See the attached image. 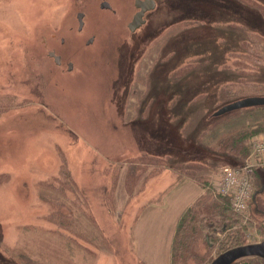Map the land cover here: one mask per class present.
Listing matches in <instances>:
<instances>
[{
	"label": "rangeland",
	"instance_id": "374dc122",
	"mask_svg": "<svg viewBox=\"0 0 264 264\" xmlns=\"http://www.w3.org/2000/svg\"><path fill=\"white\" fill-rule=\"evenodd\" d=\"M115 2L114 13L98 0H0V264H151L137 256L136 220L181 177L206 167L212 183L221 167L250 159L247 148L217 147L230 133L248 128L246 143L264 134L263 109L213 118L226 103L264 95V0H170L133 35L128 0ZM54 33L67 36L59 49L72 65L48 55ZM210 149L218 153L201 160ZM66 168L84 202L77 229L66 220ZM258 175L264 165L255 163L249 177L258 191L246 212L228 195L230 220L204 216L211 229L187 264H210L217 235L240 236L241 223V240L264 239ZM153 251L163 255L161 245Z\"/></svg>",
	"mask_w": 264,
	"mask_h": 264
},
{
	"label": "trees",
	"instance_id": "16d2710c",
	"mask_svg": "<svg viewBox=\"0 0 264 264\" xmlns=\"http://www.w3.org/2000/svg\"><path fill=\"white\" fill-rule=\"evenodd\" d=\"M248 109H250L251 111H255V110L258 111L260 109L264 110V105L247 107L245 109H240L238 111H244ZM225 114H222V115H225ZM222 115L213 116V118L215 120H218L220 117H223ZM247 130L248 128L236 129L234 132L228 135V139L225 141V143H218L217 147H219L220 149L228 150V151L230 150L231 153L233 154L235 153V151H239L241 149L247 148L246 151H248V153L246 156L248 157V155H250V151H252V139L254 136L251 137L249 143H246L248 137L250 136V132H247ZM243 144L245 145L243 146ZM216 150L217 149H214V150L210 149V152L208 154H203L200 157L201 160H203V158L204 160H206L209 156H211V152L216 155V152H217ZM248 159L243 160V162L247 161ZM204 166L206 165L204 164ZM203 169H205V172L202 171L200 175H196V174L186 175L187 177H191L195 179L196 181H198V183L204 188L205 191H204V194H202L201 197L192 206H190L188 209L184 211V213L181 215L178 221L177 228H176L175 235H174L173 242H172L171 264H187L190 258H195V255L197 256L199 255L198 251H196V242L201 237L205 238V235H206L205 231L207 228L211 229L210 224L204 223V216H210V214L219 215L220 218L226 217V220H230L229 218L231 217V215H229L228 212H230V207H231L230 200L231 199H229L228 198L229 196L227 195H221L218 192H214L216 190L213 185V182L211 183V176L209 175V171L206 170V167H204ZM68 170L69 169L66 168L65 177H67V181L69 184L72 185V188L67 190V195L71 194L70 203L72 205H70V211H68L66 220L70 228L77 229V226L80 225L78 221L80 207H82V203L84 202L81 201L80 188L76 180L72 176L70 170L69 171ZM255 175H256V172L254 173V176ZM257 179H258V182L264 186V177L262 178V176L258 175ZM51 188L53 189L54 186H52ZM257 191L258 189H256V192ZM259 193H261V191ZM42 196L44 195L42 194ZM48 198L51 199V197H48ZM68 200H69V197H68ZM198 206L199 207L203 206V207L199 208ZM75 210L77 211L75 212ZM245 224L246 223H243V224L241 223L239 229H234L236 230L237 233L239 232L240 236H241V233L243 232V229L247 227ZM226 227L228 226H225V228H222V229L217 227V229L218 231L220 230V232L222 233L226 230ZM260 227L262 229V234L264 235V225L261 224ZM89 228L91 229V227ZM218 231H216L215 234ZM217 236L219 237L220 235H217ZM240 236L238 234H235V232H233L232 234L229 235L228 238L225 237L226 240L222 239V237H219V238L217 237V239L220 240V243H222L221 246L219 247L220 249L219 252L226 250L230 247L245 244L246 242L241 240ZM207 244L210 245L209 242H207ZM203 256L204 255H201V257ZM208 261H212V259L210 258Z\"/></svg>",
	"mask_w": 264,
	"mask_h": 264
},
{
	"label": "crops",
	"instance_id": "0c3cea01",
	"mask_svg": "<svg viewBox=\"0 0 264 264\" xmlns=\"http://www.w3.org/2000/svg\"><path fill=\"white\" fill-rule=\"evenodd\" d=\"M204 191L195 179L181 177L150 215L142 221L136 220L134 233L137 256L151 264H171L172 242L178 221L184 211L192 206ZM88 228L89 226L83 227ZM160 245L163 250L161 257L159 251H153V248Z\"/></svg>",
	"mask_w": 264,
	"mask_h": 264
},
{
	"label": "built area",
	"instance_id": "2783aa9c",
	"mask_svg": "<svg viewBox=\"0 0 264 264\" xmlns=\"http://www.w3.org/2000/svg\"><path fill=\"white\" fill-rule=\"evenodd\" d=\"M251 158L243 163V166L225 165L221 167L220 173L213 181L218 193L232 196V207L239 213L247 211L255 192L254 182L249 177L254 164L264 165V134L253 137Z\"/></svg>",
	"mask_w": 264,
	"mask_h": 264
},
{
	"label": "water",
	"instance_id": "95a60500",
	"mask_svg": "<svg viewBox=\"0 0 264 264\" xmlns=\"http://www.w3.org/2000/svg\"><path fill=\"white\" fill-rule=\"evenodd\" d=\"M154 6L155 4L151 3L146 8H143V10L140 13L135 14L132 22L130 23L131 30H135L144 22V19H142V15L144 11L153 8ZM78 15L80 19L83 17V13H79ZM49 55L54 56L57 59V62L59 61V57L56 56L53 51H51ZM263 105H264V95H249L222 105L213 112V116H219L237 109L253 107V106H263ZM248 257L264 258V239L257 242H251V243L230 247L220 252L211 261L210 264H237L238 261Z\"/></svg>",
	"mask_w": 264,
	"mask_h": 264
},
{
	"label": "flooded vegetation",
	"instance_id": "af4514ba",
	"mask_svg": "<svg viewBox=\"0 0 264 264\" xmlns=\"http://www.w3.org/2000/svg\"><path fill=\"white\" fill-rule=\"evenodd\" d=\"M128 7L126 9V11L130 14V18L125 22V25L127 27V30L129 31V33L131 35L136 34L139 30H141L142 28L144 29L143 31H146L147 28H149L150 26V22L152 20V18H150L151 13L155 12L158 8L160 9L162 6L164 5H168L170 0H128ZM99 6L101 9L103 10H109L112 12H118V7H115V0H98ZM154 3L155 6L153 8L147 9L144 11L143 15H142V19H144V22L137 27L135 30H131L130 28V23L132 22L135 14L140 13L143 8H146L149 4ZM79 13H83V17L80 19L79 18ZM85 16V12L83 10H80L77 12V32L78 33H82L84 31V29L86 28V21L84 19ZM75 26H73L72 28H74ZM58 33H54L53 34V42L54 44L51 43L50 40L46 39V44L50 43L52 44L51 49L48 52V55L51 51H53L55 53L56 56L59 57V61L57 62V59L54 56H51V58L55 61V63L59 64L60 66L64 64V62L67 61L68 66L72 65L73 62L70 58H67L65 60V50L64 49H59L60 46H62L64 48V46H67V36L66 35H61L58 38ZM95 39V34L89 36L88 38L85 39L86 44H91L93 43ZM52 40V39H51ZM137 47V46H136Z\"/></svg>",
	"mask_w": 264,
	"mask_h": 264
}]
</instances>
